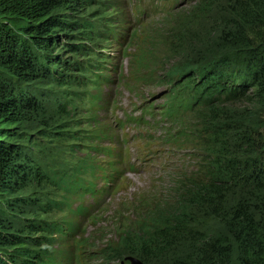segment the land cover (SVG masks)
Here are the masks:
<instances>
[{"label": "trees", "instance_id": "1", "mask_svg": "<svg viewBox=\"0 0 264 264\" xmlns=\"http://www.w3.org/2000/svg\"><path fill=\"white\" fill-rule=\"evenodd\" d=\"M104 1L108 11L118 0H0V264L78 260L57 244L58 237L76 235L77 224L44 220L37 213L62 209L70 202L67 195H94L97 185L85 184L78 174H47L41 166L47 159L44 139L55 132L47 131L48 125L33 124L51 101L66 119L76 114L73 101L55 92L54 86L85 87L87 81L99 86L109 81L100 74L105 52L91 43H108L117 33L83 16ZM216 3L198 0L194 11L206 16ZM227 6L228 16L220 22V42L227 45L219 48L221 53L204 58L201 52L168 80V86L175 85L173 78L181 81L168 90L171 117H178L180 109L203 108V180L191 183L179 203L155 207L153 220L131 228L122 247L107 252V260L264 264V122L248 110L225 112L256 99L264 108V0H232ZM181 91L193 92V98ZM101 95L102 90L89 101V109L96 108ZM41 97L49 102H41ZM93 143L99 156L103 142ZM90 163L93 176L104 166L96 160ZM85 166L81 164L82 170ZM44 183L63 191L66 202L49 197L43 208L41 198L18 196L30 184ZM77 213L87 215L88 210L82 206ZM213 226L220 228L217 234L210 233Z\"/></svg>", "mask_w": 264, "mask_h": 264}, {"label": "rangeland", "instance_id": "2", "mask_svg": "<svg viewBox=\"0 0 264 264\" xmlns=\"http://www.w3.org/2000/svg\"><path fill=\"white\" fill-rule=\"evenodd\" d=\"M229 1L217 0L206 16L195 13L198 0H118L108 11L104 1L83 13L99 25L112 26L117 33L108 43H91L105 52L106 62L101 66L104 73L100 74L109 81L99 86L90 81L85 87L54 86L55 92L73 101L76 114L71 110V119H66L51 101L36 116L33 128L48 125L47 131L55 132L53 138L44 139L47 159L41 166L47 174H78L85 184H96L99 191L96 196H66L44 183L30 184L18 194L41 198L43 208L49 197L58 202H66L64 196L69 197L70 202L62 209L49 214L41 211L37 216L77 224L76 235L57 238L58 247L76 255L75 264H132L131 257L118 262L107 260L105 255L122 247L127 232L138 222L152 221L155 207L179 203L191 183L203 180V108L191 109L177 119L159 115L158 109L164 104L165 92L181 82L173 78L175 85L168 86L170 75L201 52L203 57H212L227 45L220 42V22L228 16L224 11ZM97 76L91 78L97 80ZM100 90L97 107L89 109V101ZM181 93L193 98V92ZM154 102L153 116L144 114L146 105ZM252 102L241 101L225 112L248 110L264 122L263 103L259 99ZM94 140L103 142L98 146L104 150L99 156L93 151ZM106 148L112 151L108 153ZM95 160L104 166L93 176L89 169ZM84 162L86 169L82 170ZM90 205L94 206L91 216L77 213L76 209ZM219 230L213 226L209 231L217 234Z\"/></svg>", "mask_w": 264, "mask_h": 264}, {"label": "water", "instance_id": "3", "mask_svg": "<svg viewBox=\"0 0 264 264\" xmlns=\"http://www.w3.org/2000/svg\"><path fill=\"white\" fill-rule=\"evenodd\" d=\"M130 261L132 262V264H141L140 261L134 259V258H130Z\"/></svg>", "mask_w": 264, "mask_h": 264}]
</instances>
